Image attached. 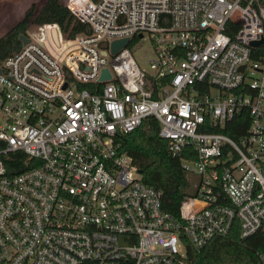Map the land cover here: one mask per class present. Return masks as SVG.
<instances>
[{
  "label": "built area",
  "instance_id": "built-area-1",
  "mask_svg": "<svg viewBox=\"0 0 264 264\" xmlns=\"http://www.w3.org/2000/svg\"><path fill=\"white\" fill-rule=\"evenodd\" d=\"M61 3L74 33L43 24L0 64V264H187L263 233L264 0ZM149 118L195 179L176 218L116 142Z\"/></svg>",
  "mask_w": 264,
  "mask_h": 264
},
{
  "label": "trees",
  "instance_id": "trees-1",
  "mask_svg": "<svg viewBox=\"0 0 264 264\" xmlns=\"http://www.w3.org/2000/svg\"><path fill=\"white\" fill-rule=\"evenodd\" d=\"M34 13L35 7L31 5L22 18L0 36V64L20 49L18 37L26 36L29 24L57 23L66 36L75 31L72 18L59 0H45L38 13ZM259 57H264V45L252 50V59ZM248 123L247 115L241 113L225 125L226 128L237 126L238 130L225 128L221 132L236 140L245 133ZM157 132V122L149 118L134 132L121 136L116 142L119 150L125 152L140 171L141 181L160 191L161 209L176 218L183 199L193 193L195 179L184 171L180 158L168 153L165 141L158 138ZM258 255H264V232L243 241L234 229L224 238L211 240L199 251L189 250L186 261L187 264H259Z\"/></svg>",
  "mask_w": 264,
  "mask_h": 264
},
{
  "label": "rangeland",
  "instance_id": "rangeland-1",
  "mask_svg": "<svg viewBox=\"0 0 264 264\" xmlns=\"http://www.w3.org/2000/svg\"><path fill=\"white\" fill-rule=\"evenodd\" d=\"M44 1L45 0H0V36L13 27L22 18L25 10L31 5L35 7L34 14H37ZM59 1L61 2V0ZM38 27L39 26L29 24L26 34L35 33ZM133 57L142 68L148 70L146 61L153 58L149 44L144 41L141 48L133 53Z\"/></svg>",
  "mask_w": 264,
  "mask_h": 264
},
{
  "label": "water",
  "instance_id": "water-1",
  "mask_svg": "<svg viewBox=\"0 0 264 264\" xmlns=\"http://www.w3.org/2000/svg\"><path fill=\"white\" fill-rule=\"evenodd\" d=\"M52 37L55 40L54 32H52ZM18 40L20 41L21 45H25L26 43H28V39L25 36H19ZM125 44H126V40L112 42L111 46H110L111 55H115L121 48H123L125 46ZM263 44H264V39L261 38L259 41L251 42L249 44V46L251 48H256V47H259ZM108 79H109L108 71L106 69L102 70L101 76L99 78V82L104 81V80H108ZM137 173L140 174V171L138 170Z\"/></svg>",
  "mask_w": 264,
  "mask_h": 264
}]
</instances>
